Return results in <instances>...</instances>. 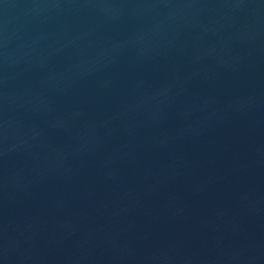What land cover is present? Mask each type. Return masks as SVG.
Here are the masks:
<instances>
[{"label":"water","instance_id":"95a60500","mask_svg":"<svg viewBox=\"0 0 264 264\" xmlns=\"http://www.w3.org/2000/svg\"><path fill=\"white\" fill-rule=\"evenodd\" d=\"M0 264H264V0H0Z\"/></svg>","mask_w":264,"mask_h":264}]
</instances>
